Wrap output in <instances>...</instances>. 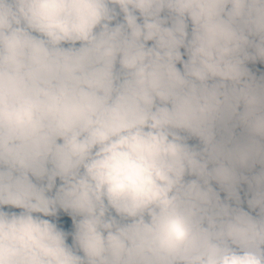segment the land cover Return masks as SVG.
<instances>
[{
    "label": "clouds",
    "instance_id": "obj_1",
    "mask_svg": "<svg viewBox=\"0 0 264 264\" xmlns=\"http://www.w3.org/2000/svg\"><path fill=\"white\" fill-rule=\"evenodd\" d=\"M0 264H264V0H0Z\"/></svg>",
    "mask_w": 264,
    "mask_h": 264
}]
</instances>
